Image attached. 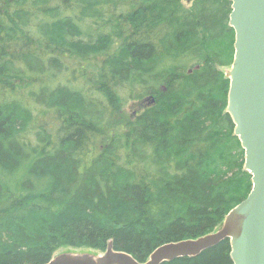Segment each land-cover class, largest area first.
Returning a JSON list of instances; mask_svg holds the SVG:
<instances>
[{
	"label": "trees",
	"instance_id": "obj_1",
	"mask_svg": "<svg viewBox=\"0 0 264 264\" xmlns=\"http://www.w3.org/2000/svg\"><path fill=\"white\" fill-rule=\"evenodd\" d=\"M231 12L0 0V264L111 242L145 263L221 229L253 188L227 113ZM164 264L234 263L226 240Z\"/></svg>",
	"mask_w": 264,
	"mask_h": 264
},
{
	"label": "water",
	"instance_id": "obj_2",
	"mask_svg": "<svg viewBox=\"0 0 264 264\" xmlns=\"http://www.w3.org/2000/svg\"><path fill=\"white\" fill-rule=\"evenodd\" d=\"M229 1L235 56L227 72V113L245 151V170L252 176L253 188L247 199L227 215L217 232L162 245L145 263L116 251L111 242L99 257L66 253L47 264H164L197 257L226 240L234 264H264V0Z\"/></svg>",
	"mask_w": 264,
	"mask_h": 264
},
{
	"label": "rangeland",
	"instance_id": "obj_3",
	"mask_svg": "<svg viewBox=\"0 0 264 264\" xmlns=\"http://www.w3.org/2000/svg\"><path fill=\"white\" fill-rule=\"evenodd\" d=\"M192 1L193 0H182V3L184 6L190 7L192 5ZM126 110L128 112H132L133 108L131 106L130 107L128 106ZM66 253L75 254V255H91L94 257H99L102 255V253L91 249H62L56 253L55 257Z\"/></svg>",
	"mask_w": 264,
	"mask_h": 264
}]
</instances>
